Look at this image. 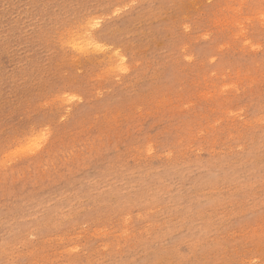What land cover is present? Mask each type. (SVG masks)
<instances>
[{
    "label": "rangeland",
    "instance_id": "obj_1",
    "mask_svg": "<svg viewBox=\"0 0 264 264\" xmlns=\"http://www.w3.org/2000/svg\"><path fill=\"white\" fill-rule=\"evenodd\" d=\"M0 162V264H264V0H0Z\"/></svg>",
    "mask_w": 264,
    "mask_h": 264
},
{
    "label": "bare ground",
    "instance_id": "obj_2",
    "mask_svg": "<svg viewBox=\"0 0 264 264\" xmlns=\"http://www.w3.org/2000/svg\"><path fill=\"white\" fill-rule=\"evenodd\" d=\"M98 25V24H97ZM93 26V25H92ZM91 26V27H92ZM85 28V27H84ZM88 30V28H87ZM84 31H86L84 29ZM78 41H75V42H72L73 44V47H75V50L77 49L79 52L80 51H85V50H88L90 48H93V46L95 45V41L92 40V38L88 35V33L86 32H83L79 37ZM94 41V42H93ZM92 50V49H91ZM95 50V48L93 49ZM86 52V51H85ZM81 53V52H80ZM81 55V54H80ZM106 56V55H105ZM1 163V162H0ZM3 164V163H2Z\"/></svg>",
    "mask_w": 264,
    "mask_h": 264
}]
</instances>
